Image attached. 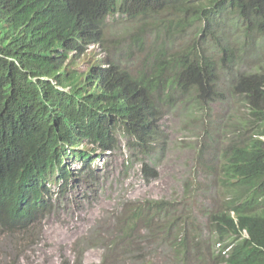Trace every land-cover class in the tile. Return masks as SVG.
<instances>
[{
    "label": "rangeland",
    "instance_id": "rangeland-1",
    "mask_svg": "<svg viewBox=\"0 0 264 264\" xmlns=\"http://www.w3.org/2000/svg\"><path fill=\"white\" fill-rule=\"evenodd\" d=\"M180 21L185 19L168 20L163 14L137 18L111 15L105 20L104 44H91L83 53H73L72 66L83 71L99 62L134 74L144 55L156 48L166 56L179 49L212 55L218 52L217 44L224 43L222 37L197 36L192 23ZM137 25L143 28L140 44L133 40ZM221 25L227 29V47L242 60L230 73L219 75L215 91L172 88L166 101L157 103L164 133L150 147L128 141V135L119 129L107 151L88 142L94 146L92 160L82 165L72 159L68 165L72 174L64 187L55 176L50 177L48 202L54 209L43 223L24 231H0V264H70L75 241L90 229H95L93 235L77 246L82 263L153 264L146 247L162 248L164 254H170L157 229L149 237L146 227L138 224L123 242L109 239V233L117 228L114 221L148 199L172 201L177 211H182L180 222L189 234L188 247L206 244L209 259L202 262L187 256L185 264H214L218 260V246L206 217L216 209L218 199L232 194V186L221 179L219 168L227 145L240 141L241 120L247 114L243 97L232 92L230 80L242 71L264 68V37L253 33L245 38L233 17ZM88 143L84 142V149L90 147ZM144 169L147 173L155 170V174H144ZM193 237L198 243L194 244ZM107 248L112 249L104 253Z\"/></svg>",
    "mask_w": 264,
    "mask_h": 264
},
{
    "label": "trees",
    "instance_id": "trees-1",
    "mask_svg": "<svg viewBox=\"0 0 264 264\" xmlns=\"http://www.w3.org/2000/svg\"><path fill=\"white\" fill-rule=\"evenodd\" d=\"M51 1L0 0V219L10 224L22 219L16 217L22 206L40 204V195L33 189L44 182L49 171L59 173L66 182L71 176L66 167L69 160L77 157L86 161L90 152L83 149L84 138L92 137L94 143L99 141L109 150L116 129L125 132L128 141L131 134L141 137L137 126L144 128L143 112L148 103L166 99L165 87L171 85L155 76L148 79L138 76L123 88L125 101L117 102L113 98L107 101L108 79L114 77L110 69L105 74H96L100 63H95V67L90 65L83 72L61 71L66 55L60 51L78 49L96 39L101 42L102 32L100 25L88 18L81 26L79 41L67 43L53 32L42 34V29H49L44 19ZM105 1L109 5L102 16L116 4V0ZM226 3L242 12L251 23L264 22V16L258 12L264 7V0H226ZM77 4L93 7L94 0H77ZM25 39L38 42L28 45ZM227 51L224 50V58ZM59 53L61 59L57 58ZM39 76L54 81L42 80ZM100 76L105 80H98ZM194 83H200L199 76ZM234 91L250 105L258 128L255 134L264 135V71L242 73ZM243 141L231 144L237 147L232 149L224 171L238 178L247 192V200L230 206L236 222L228 210L214 216L218 232L230 239L227 244L230 248L226 253L220 250L214 264H264V141L254 136L242 144ZM149 202L146 206L127 209L115 221L117 228L109 239L123 242L142 210H151V207L162 210L164 206L156 205L155 200ZM161 228L160 235L168 240L169 235ZM243 229L247 238L241 233ZM175 232L185 242V230L180 224ZM87 240L88 236H84L74 246L77 249ZM111 249L107 248L104 253ZM74 252L73 264H83L79 252L78 255Z\"/></svg>",
    "mask_w": 264,
    "mask_h": 264
},
{
    "label": "clouds",
    "instance_id": "clouds-1",
    "mask_svg": "<svg viewBox=\"0 0 264 264\" xmlns=\"http://www.w3.org/2000/svg\"><path fill=\"white\" fill-rule=\"evenodd\" d=\"M107 5L109 4H107L105 0H94L93 7H85L82 4L78 5L77 0H52L49 3L46 8L47 14L44 19V21L49 24V29H42V34L53 32L56 35L62 36L61 40H66L67 43L79 41L81 26L88 20V18H93L100 25V32H102L101 42H98L96 39L82 44V46L78 49H68L60 51L64 52L66 55L61 66V71L64 69H66L67 72H70L68 70H73L76 72L79 71L72 66V64L75 63L74 59L72 58L73 53H83L91 44L103 45L105 20L107 17L114 14H122L127 18L147 17L155 14H163L168 20L175 18H184L185 21L180 22L192 23L193 26L198 30L197 36L205 38L215 37L217 39L219 37H222V39L224 40L223 44H217L218 52L213 53L212 55L203 53L200 50L196 49H189L187 51L179 49L166 56L161 49L156 48L144 55V57L139 61L134 74H131L127 69H121L114 64L105 65L104 63H100L98 66L99 68L94 73L105 74V72L110 69L114 75V77L108 79L109 81L106 93L107 101H109V99L111 98H113L117 102L125 101L127 98L125 96L123 88L134 82L138 76H143L146 79L150 78L151 76H155L159 81L164 79L170 82L171 85L165 87V92L168 93V96L166 98L170 96L171 89L174 87H187L189 89H194L198 93L204 91L205 89L212 88V92H214L219 75L223 73H230L233 69L236 68L235 63H240L242 60L241 55L233 52L227 47V29L224 25H221V23H225L228 17H233L235 21L239 23L243 30V35L245 38L249 37L253 33H257L261 37H264V22L251 23V21L242 12L238 11L237 9L233 10L234 7L230 4L227 5L226 0H116L115 6L111 5L110 7L113 8L105 13L104 16H102ZM258 12L264 16V7L258 9ZM133 31L135 32L133 40L136 43L140 44L142 38L139 34L143 32V28L141 27V25H137L133 28ZM24 42L25 44L29 45L38 42V40L29 41L25 39ZM225 49H228L226 58L223 57ZM61 57V53H59L57 55V58L61 59ZM91 65L95 67V63ZM259 71H264V68L263 70ZM244 72L254 71H242L235 78H231L230 80V88L235 95H240L238 92L234 91V88L236 83L240 80L241 74ZM197 76H199V84L194 83V79L197 78ZM37 78L42 80L54 81L52 78L47 76H39ZM98 80L103 81L105 79L100 76ZM101 85H103V83H101ZM165 101L166 99H160L159 101L152 100L151 103H148L147 108L143 112L145 122L143 125L144 128H142L141 125L137 126V133L142 134V136L140 137L131 134V137H129L130 141L136 142L139 146L150 147L157 141L158 138L162 136L164 130L161 126V116L157 112L156 106L157 103H163ZM243 101L247 106V114L246 116L242 117L241 120L242 134L239 142L244 140L242 142L243 144L249 136L258 137L264 141V135L255 134L258 128L254 125L253 116L250 112V105L246 103L244 98ZM93 141L94 140L92 137H86L83 139L81 144L82 146H84V142L98 144L102 148V150L107 151L103 148L99 141L96 143H94ZM231 144L236 143L231 142L227 145L225 157L219 168V171L221 179L225 180L232 186V194L226 197L225 200L218 199V202H216V209L213 212L212 210H210L207 213L206 217V222L210 228L211 234L212 231L214 233V241L218 246V250H221V253H226V251L230 248V245H227L230 239L226 238V236H222L218 232L214 216L217 213L228 210L229 216L233 219L234 222H236L237 219L235 213L232 209H230V206L242 202L247 196V192L238 181V178L231 177L224 171V167L227 163V159L230 156L232 149L234 147H237L231 146ZM93 148L94 146L92 145H90L88 149L85 148L86 151L90 152L85 162L77 157H74L72 159L79 160L82 165L90 163L93 158V156L91 155ZM72 159L69 160V162L66 164V167H68L69 163L72 162ZM144 174L154 175L155 170L151 171V173H147L144 169ZM51 176H55L60 187L66 185L68 181L67 180L66 182H63V178L59 176V173L49 171L45 176L44 182L38 187H34L33 189L35 193H39L40 195V204L36 207H32L29 205L22 206L16 215V217L22 219L14 220V222L11 224L6 220L0 219V231H24L33 224L43 223L44 217L54 209L48 202V197L50 195V189L48 188V185ZM151 200L155 199H148L147 202L143 201L140 205L136 206H146L148 205V203H150L149 201ZM155 201H157L156 205H164L162 207V210H154V207H151V210H148V208L142 210L135 221L134 228L130 231L131 233L136 229V226L138 224H141L146 227L149 237H153L154 231L156 229L161 234L162 232H160V227H162L161 229L167 232V234L169 235L168 240H166V237L162 239L165 240L166 245L170 249L169 255L164 254L162 248H152L150 250L147 247L145 248L153 264H166L167 260H169V264H185L187 256L193 258L197 257V260L202 262H204L206 259H209L205 251L206 244L195 246L190 245L188 247L187 243L189 234L186 230L185 242L181 241L177 236L175 230L178 225L180 224L184 229L182 223L180 222L182 211H177L172 201H168L167 203L160 200ZM262 205L264 206V201L262 202ZM163 209H165L166 211ZM115 221L113 223V226L116 227ZM94 232L95 229H90L85 235L81 236L80 238L88 236L89 240ZM241 233H243L247 238V233L244 229L241 231ZM80 238H78L75 243ZM193 241L194 244L198 243L197 237H193ZM82 244L84 243H81L80 245ZM73 250L76 251L78 255V250L75 246L73 247ZM62 264L69 263L63 262ZM70 264H73V262H71Z\"/></svg>",
    "mask_w": 264,
    "mask_h": 264
},
{
    "label": "bare ground",
    "instance_id": "bare-ground-1",
    "mask_svg": "<svg viewBox=\"0 0 264 264\" xmlns=\"http://www.w3.org/2000/svg\"><path fill=\"white\" fill-rule=\"evenodd\" d=\"M211 103V102H210ZM177 104V103H176ZM208 105V104H207ZM194 111H196V110H194ZM193 111V112H194ZM197 115V114H196ZM95 153V152H94ZM98 153V152H97ZM87 173V172H86ZM86 173H84V174H86ZM52 179V178H51ZM56 180V179H55ZM55 183V182H54ZM71 184V183H70ZM50 185V184H49ZM51 186V185H50ZM64 187V186H63ZM52 188V187H51ZM51 188H50V190H51ZM59 188V187H58ZM60 190V189H59ZM63 190H64V188H63ZM60 192V191H59ZM54 194V193H53ZM251 196V194L249 195V197ZM253 196V195H252ZM254 197V196H253ZM59 199V198H58ZM57 199V200H58ZM61 199V198H60ZM246 200H247V198H245ZM248 201H249V199H248ZM251 202V201H250ZM248 203V202H247ZM253 203V202H252ZM56 204V203H55ZM250 204V203H249ZM248 206V205H247ZM246 207V206H245ZM247 209H248V207H247ZM259 209V208H258ZM256 210V209H255ZM209 211V210H208ZM255 212V211H254ZM257 213V212H256ZM49 215V214H48ZM258 215V214H257ZM1 239H3V238H1ZM1 241V240H0ZM3 241V240H2ZM3 244V243H2Z\"/></svg>",
    "mask_w": 264,
    "mask_h": 264
}]
</instances>
